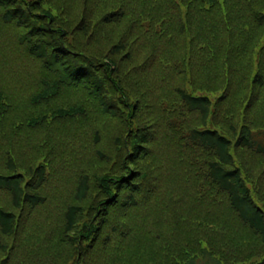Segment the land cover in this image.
Segmentation results:
<instances>
[{
  "label": "trees",
  "instance_id": "obj_1",
  "mask_svg": "<svg viewBox=\"0 0 264 264\" xmlns=\"http://www.w3.org/2000/svg\"><path fill=\"white\" fill-rule=\"evenodd\" d=\"M3 53L0 264H264V0H0Z\"/></svg>",
  "mask_w": 264,
  "mask_h": 264
},
{
  "label": "rangeland",
  "instance_id": "obj_2",
  "mask_svg": "<svg viewBox=\"0 0 264 264\" xmlns=\"http://www.w3.org/2000/svg\"><path fill=\"white\" fill-rule=\"evenodd\" d=\"M9 34L10 33L8 32V35ZM92 49L99 51V50H103L104 47L101 44L96 43V44L92 45ZM209 50H211V49H209ZM209 50L207 52H203V53L199 54V60L197 61L198 69H199V66H202L204 63L212 61L213 59H215L217 57L216 46L212 47V51H215V56L209 57ZM10 53H11V55L10 54H8V55H9L10 59L12 57L11 60L13 61V65H12L11 71L14 70V69L17 70V71L19 69L23 70L31 78V79H28V81L35 82V81H38L39 79H41V77L44 78L42 76L45 73L43 68L39 64H37L35 61H33L32 59L27 57L26 53L24 52V48H21V47H18V46H17V48L11 47L10 48ZM179 53L180 52H178L177 50H174L173 53H171V54H169L167 52H161L160 51L159 54H158V64L163 65V61H165L167 55H169L170 57H173V56H177V54H179ZM4 56H6V54H4V53L0 55V57H4ZM3 61L4 62H10L9 59H4ZM236 61L237 60L234 59V58L226 57V62L227 63L230 62L231 64L232 63L235 64ZM131 62L134 63L135 61H131ZM176 62H173L172 64H176ZM183 66H185V62H183ZM186 66H187V70L190 69V71H191L192 65L190 64V61L186 62ZM163 69L164 68H159V73ZM134 78H135V76H134ZM195 78L196 79H194V80H196V81L193 80L192 74H190V80L187 81V85L192 84V81H194V82H198V83L207 85L209 87H212V90H214V91L219 90L220 88L223 87L221 84H217V83L212 84L210 80L208 81V83H205V80L202 77L199 78V77L196 76ZM172 81L177 83L178 82L177 77H175ZM144 83H146V80L138 82V83H134L132 81L128 82V84L131 86L132 89H138L139 88V91L143 87ZM190 88H192V85H190ZM243 88H244L243 91H241V93L239 95L240 99L244 98L246 96L245 93H248L250 91L248 89V87H247V89H248L247 92H246V89H245L244 86H243ZM210 93H214V92H210ZM66 94H75L76 95V94H78V92L69 90L68 93H66ZM145 117H146V115H145ZM95 148L96 147H92L91 150L88 152L89 158L94 157ZM109 148H110V146L105 149V152L110 153L111 150H109ZM155 161H156V163H158V161H159L157 155H156ZM18 162H20V166L24 168V160H18ZM143 162L145 164L147 163L146 167L150 166L148 160H144ZM104 166L105 165L103 164V167ZM92 168H96L97 169L96 163H93L91 165V167L89 168L90 172H91ZM99 174H100V171L96 172L95 176H99ZM69 186H71L70 187L71 189L73 188L72 183ZM0 200L6 202L2 195H0ZM174 201L175 200L171 201L170 204L172 205V208L174 210V203H175L176 208L178 209V212H179V203H178V201L177 202H174ZM163 205H162V207H163ZM168 208H169V206L166 205V209H168ZM163 210H164V208H163ZM202 213H203L202 215H199L198 214V210L188 207V213L185 216V218H189L190 221H191V222L188 221V224L192 225V226H195V227H198L199 225H201L200 223H198L193 218L200 219L203 216H208L206 212L202 211ZM41 242H42V240H40L38 243H41ZM204 248H205L204 254L200 257L201 259L198 260L197 263H195V264H227V263H225L226 261L223 260L222 258H220L219 256H217V255L213 256V255H210L208 252H206V244H204ZM60 253H61V249H60ZM58 255H56L53 259H56Z\"/></svg>",
  "mask_w": 264,
  "mask_h": 264
}]
</instances>
